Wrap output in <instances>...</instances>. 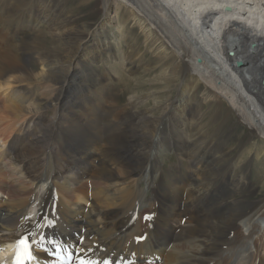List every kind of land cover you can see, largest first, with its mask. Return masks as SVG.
Listing matches in <instances>:
<instances>
[{
  "label": "bare ground",
  "instance_id": "obj_1",
  "mask_svg": "<svg viewBox=\"0 0 264 264\" xmlns=\"http://www.w3.org/2000/svg\"><path fill=\"white\" fill-rule=\"evenodd\" d=\"M77 1L0 0V264L20 237L38 264H61L56 247L70 264H264V201L244 200L264 167V0ZM110 58L133 63L131 111L96 68ZM31 81L44 107L13 87ZM166 145L185 162L169 182ZM84 185L89 202L68 190ZM100 211L111 231L86 227Z\"/></svg>",
  "mask_w": 264,
  "mask_h": 264
},
{
  "label": "rangeland",
  "instance_id": "obj_2",
  "mask_svg": "<svg viewBox=\"0 0 264 264\" xmlns=\"http://www.w3.org/2000/svg\"><path fill=\"white\" fill-rule=\"evenodd\" d=\"M54 1H55V3H54ZM54 1L53 0H50V2H52V4H54V7L57 8L60 4H62L64 2V9H66V10H69L70 9V11H72L74 9V7H75V6H73V3L75 4V3L78 2L77 0H54ZM70 1H71V3H70ZM70 4H72L71 7H69ZM66 5H67V7H66ZM68 14H71V13L69 12ZM98 15L99 14L93 15V17H92L91 20L94 21L96 18H98ZM87 17H88V15H87ZM21 37H24V36L23 35H20L17 38L15 37L14 38L15 39L14 42H16L17 39L20 40ZM46 39H49V37H41V43H44V41ZM115 50L117 51V48ZM119 53H121V52L119 51ZM111 63H114V64L113 65H110ZM105 65H106L107 68L104 67ZM96 68H97L98 71L100 70V73L99 74H101V75L103 74L105 77L108 76V75L110 76V78H111L110 80L112 81V84H114L113 86L116 87V89L119 86V88L123 90V92H121V91L119 92V99H118V101H119V103H123L122 105H125L127 111H131V109L133 108L132 107V102H125V100H126L127 95L129 94L130 88L131 87L134 88V86H135V84H134L135 81L133 80V78H135L136 76H134L135 74H132L133 72L131 71V70L134 69L133 63H131V64L128 65L127 62H125L124 65H121V63L119 61H116L115 59H113V58L111 59L110 58L108 60L107 64H105V62L103 61L101 63V65L99 64V67H96ZM159 71H160V69H158V71L156 73L159 74ZM118 75L120 76V78H119L120 81L119 80H116L117 77H118ZM142 76H144V74L140 70L139 71V74L137 73V77L140 78ZM121 77H122L123 80L121 79ZM125 82H127V83H125ZM120 83H121V85H120ZM85 84L88 85V86H90V89H94L97 86L95 84V82H93L91 80L90 81H86ZM13 87H15V89H17V90H19L21 88H22L21 90H23V89L24 90H27V89L31 88V90H30V92H31L30 98H31L32 102H34V104L37 105V106L41 105L42 107H44L45 104L47 105V103H48V99H46V97H43V96L40 95V93H39L40 85L36 81H31V83H27V82L16 83V85H13ZM92 96L93 97H98V95H95V94L92 95ZM76 110L79 112V109L78 108H76ZM51 117H53V112H52L51 109H48L46 111V114L43 115V118L41 119V121H43V122L44 121H48L49 119H51ZM57 126L59 127V125H57ZM30 127H31V125L29 126V129H30ZM65 128L66 127L64 126V128H61V129H65ZM240 137H244V133L243 132H241V136ZM173 151L174 150H172L169 147V145H166L165 147L160 148L159 151L157 150V152H158V161H159L160 166L162 164V168L161 169H162V172H163V174H164L167 182H169V179H168L169 176L175 175L176 171L177 172H180L185 167L184 166V163H185L184 160H182V162H179L177 153L175 151L174 152ZM73 155L74 156H77L78 158L77 159H72V158H68V157H63V160L60 161V162H58V164H64L67 167H69L72 164L79 163L80 160L82 159V157H79V155H77L76 152ZM263 164H264V159H263ZM263 170H264V167L261 164V162H258V163L256 162V164H253L252 167H250V174H251V176L253 174L251 171L255 172L253 174L252 178L249 179V180H252L253 181V185L254 186L251 188L252 189L251 192H245L244 193V196H245L244 197V200H246V201H252V202H254L255 200H257V201H261V200L264 201V188H263L264 183H262V182H264V171ZM20 174L21 173H18V175H20ZM64 179H66V180L68 179L67 175H65V178ZM32 181L35 182L36 184L39 183L38 181L35 180L34 177L32 178ZM60 181H62V180H60ZM141 186H145L146 187V184H145L144 181H142ZM68 190L70 192H73V193L74 192L78 193L80 197H84L85 196L84 199L87 202H89V200H90L89 196L91 195V191L85 185L82 186V187H78V188L76 186H69L68 187ZM40 194L41 193L39 192V196H40ZM202 202L205 203L204 200H201V205H202ZM44 207H45V204H44ZM46 209H47V205H46V207L43 210H46ZM145 213H147V212H143V216L146 215ZM153 213H155V212H153ZM184 215H186V214H184ZM105 216H107V215H103V211L102 212L101 211L99 212V216H97L96 215V212H95L93 214V216H92L93 219L95 220V222H92L90 219H86V222H87L86 223V227H88V228H94V229H98V230H102V231H111V230H107V229L104 228V223L107 222V221H109V219L107 217H105ZM129 216H132V215H129ZM117 217H120V215H118ZM146 217H147V215H146ZM197 217H202V215L197 216ZM77 219L79 220L80 218H77ZM101 219H104V220L101 221ZM133 223L134 222L132 221L131 218L130 219H126L124 221L122 227H121V230L129 229L130 227H132ZM147 223L148 222L139 220L134 225H137V226H140V227H142V226L144 227L145 226L147 228ZM152 223H153L152 228H156V229H159L161 231H164V230H166L168 228H173L176 225V223H166V222H162V221H152ZM73 226H74L73 228H74V231H75L77 229L76 228L77 225L74 224ZM185 230L186 229H181V230H179V233L180 232H183V234H184V231ZM113 233L115 235H118L120 232L113 230ZM151 233L153 234V236H155V233L154 232H151ZM98 244H99V247L96 250L99 251L103 247L107 246L109 244V241L108 240H102V241H99ZM92 250H94V249H92ZM88 263H89V259L87 258V259L82 260L79 264H88Z\"/></svg>",
  "mask_w": 264,
  "mask_h": 264
},
{
  "label": "water",
  "instance_id": "obj_3",
  "mask_svg": "<svg viewBox=\"0 0 264 264\" xmlns=\"http://www.w3.org/2000/svg\"><path fill=\"white\" fill-rule=\"evenodd\" d=\"M200 61V59H198ZM241 64V61H238L237 62V65H240ZM262 84H263V87H264V79L262 80Z\"/></svg>",
  "mask_w": 264,
  "mask_h": 264
},
{
  "label": "snow or ice",
  "instance_id": "obj_4",
  "mask_svg": "<svg viewBox=\"0 0 264 264\" xmlns=\"http://www.w3.org/2000/svg\"><path fill=\"white\" fill-rule=\"evenodd\" d=\"M138 239H144L143 237H140V238H138ZM21 243H23V241H21Z\"/></svg>",
  "mask_w": 264,
  "mask_h": 264
}]
</instances>
